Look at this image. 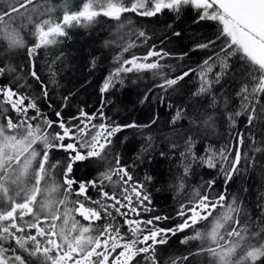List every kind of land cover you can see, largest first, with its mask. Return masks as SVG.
I'll use <instances>...</instances> for the list:
<instances>
[{
    "label": "snow or ice",
    "instance_id": "snow-or-ice-1",
    "mask_svg": "<svg viewBox=\"0 0 264 264\" xmlns=\"http://www.w3.org/2000/svg\"><path fill=\"white\" fill-rule=\"evenodd\" d=\"M63 7L58 15L50 0H0V45L5 53L26 52L25 63L0 66V80L11 76L0 83V264H31L32 257L40 264H194L196 257L204 256L210 264H264V192L257 197L260 215L252 221L239 196L228 190L238 175L258 166L257 155L264 153V141L256 139L264 134L253 131L257 108H264V0H82L76 10H70L65 0ZM186 9L195 13L193 25L215 24L211 36L192 33L188 51L171 47L183 38L176 23ZM166 12L173 22L159 29V36L136 27L132 19L133 15L155 19ZM100 17L117 22L118 39L106 40L103 47L115 44L118 51L100 84L99 107L92 112L80 107L65 117L64 109L75 93L55 97L51 89L60 88L57 66L66 69L68 54L61 50L45 61L47 80L37 69L38 54L41 49L62 47L71 39L70 29H87ZM26 36L30 42L26 43ZM138 48L144 49L142 54L132 51ZM196 52L205 53V58L185 69L184 61ZM98 60L90 61V71ZM148 72L154 82L139 100L141 105L150 100L158 106L166 103L169 112L175 110L169 121L172 126L187 119L189 130L199 125L215 132L219 120L228 129V142L219 148L205 145L203 155L197 153L193 136L184 141L178 165L183 174L169 188L184 189L185 179L196 167L217 174L203 180L174 216L156 214L147 187L154 177L134 175L145 159L152 162L151 156L146 157L149 148L141 147L131 164L115 150L118 134L150 130L159 115L146 124L125 123L105 111L115 103L108 95L128 87L129 74L136 75L131 81L136 84ZM190 77L199 84L191 98L210 97L211 115L205 110L201 119L189 117L186 106L171 102L168 93L176 92ZM225 81L236 86L234 96L225 95ZM57 99L60 104L54 103ZM235 100L238 107L229 111ZM238 121L245 123L246 131L239 129ZM141 138L151 146V132ZM128 139L125 136L120 144ZM57 152L63 153L60 159L55 158ZM160 156L171 158L164 152ZM80 164L103 166V171L91 179H78ZM260 167L264 175V165ZM218 183L222 190H216ZM93 190L95 196L90 194ZM201 224L205 229H200ZM186 230L192 234L183 235ZM178 234L183 236L180 245L200 241L201 247L162 260L161 250Z\"/></svg>",
    "mask_w": 264,
    "mask_h": 264
},
{
    "label": "trees",
    "instance_id": "trees-1",
    "mask_svg": "<svg viewBox=\"0 0 264 264\" xmlns=\"http://www.w3.org/2000/svg\"><path fill=\"white\" fill-rule=\"evenodd\" d=\"M82 0H69L70 10H76L81 4ZM50 3L57 6V14L62 15L64 10L65 0H50ZM132 19L135 22L136 27H145L149 35L153 32L156 36L160 35L159 29H161L166 23L173 22L171 14L165 13L163 16L158 18H136L134 15ZM195 19V13L189 9H186L182 19L176 23V29L184 33L182 40L179 44L173 41L171 47L174 49L183 47L184 51H188L192 47L189 42L192 40V33L197 35H203L204 37L211 36L215 31V24L208 22L201 25H193L192 21ZM116 21L110 18L100 17L98 23L85 29V28H74L69 30L70 40L64 42L60 48L41 49L36 60L37 69L41 71L42 77L47 80V73L43 71V65L46 60L54 58L62 50L68 54L65 64L67 65L64 69L63 65H58L57 70L59 71L58 82L60 85L59 89L52 88V95L55 97L61 95H67L69 91L75 93L74 97L70 101L69 106L64 109L65 117L68 115H74L77 108L83 107L87 111H95L100 104V93L99 87L113 66V56L118 51L115 44L109 47H103L106 40L118 39L115 34ZM26 43L31 41L30 36H26ZM123 40H127V36L122 37ZM134 39V38H133ZM154 42L158 43V40L154 37ZM136 54H142L144 49L138 48L133 49ZM205 53H192L190 57L184 61L185 69L187 66L195 67L197 63L205 58ZM26 52L19 50L12 53H5L4 46L0 45V66L11 62L13 66L23 64L25 60ZM94 57H99L97 66L94 70L90 71V61ZM168 63L176 64V61H169ZM63 69V70H61ZM168 71H171L170 69ZM179 71V69H177ZM11 79V76H6L0 80V83H7ZM137 79L136 75L129 74L127 81L128 87L122 92L116 91L110 93L107 97L109 101L115 100L114 104H110L105 111L113 119L121 122H131L135 120L139 124H146L151 121L157 114L159 120L150 130L143 133L137 130H128L121 134H118L116 143V151L123 154V159L126 163L131 164L133 157L140 152L141 147L149 148L147 156L152 157V162L148 163L145 159V163L134 169V175L137 178L143 179L145 173H148L154 177V180L150 182L147 187L152 195L153 207L157 210L156 214L161 212L172 213L175 215V209L180 203L187 202L195 189H197L203 180L210 179L215 176L216 170L207 169L204 167H196L192 176L185 179V188L177 191L175 187L169 188V184L176 185L179 183L177 180L178 176L183 174L182 167H178L180 163V152L184 151V141L189 135L197 141L196 151L198 154L203 155L204 147L207 144H211L216 148H219L222 144L228 142V129L226 125L217 121V128L215 132L212 129L202 128L199 125L194 126L189 130V121L187 119L179 122L177 125L172 126L169 121L171 115L174 113L169 112L167 105L158 106L151 100L144 105L139 103L143 93L148 88L153 86V77L150 72L143 74L142 78L138 80L136 84H132L131 81ZM156 83L159 82L157 79ZM32 83V81H29ZM199 87L198 82L195 78H186L179 89L176 92H169V98L172 103L178 106L187 107V115L189 117H195L201 119L200 113L207 111L209 115L212 114V109L208 108L210 97L203 98H191V93L196 91ZM223 87L226 89L225 95L234 96V88L236 86H229L228 82L225 81ZM33 91L38 92V86H33ZM219 93V88L215 89ZM155 95V93H153ZM54 103L60 104L59 99L55 100ZM222 103V99H221ZM264 104V101H261ZM239 105V100H235L229 111H235ZM47 111V109H45ZM219 113V109L216 110ZM54 118V117H53ZM246 121V117L244 118ZM239 129L246 131L245 123L238 121ZM254 132L264 134V108L258 107L256 113L255 125L253 128ZM151 132L152 142L149 147V143L142 139L141 136H147ZM127 136L129 139L126 144L121 145L120 141ZM258 141H264V135H257ZM177 145L176 149L171 146ZM167 153L168 157L164 158L160 156V153ZM63 153L57 152L55 154L56 159H60ZM258 166L249 170L247 173H241L229 186V192L239 196L238 202H243L246 212L251 216L252 221H256V218L260 215L259 210L256 208L257 197L260 193L264 192V175L261 172V165H264V153L257 155ZM99 171H103V166H86L80 164L76 169V177L78 179H91ZM49 177V181H51ZM57 180L61 177L57 176ZM244 188L248 189V192L243 191ZM159 189V191H157ZM107 190L112 191V186H109ZM217 191L222 190L221 184H217ZM203 191V189H201ZM95 196V190L90 193ZM58 198H62V194H57ZM231 199V196L229 197ZM264 203V201H261ZM244 219H248V215H245ZM176 222H180L176 220ZM166 226H172L169 222ZM205 225L201 224L200 229H205ZM253 230L255 225H253ZM191 232H186L183 235H191ZM182 235H177L170 242V245L163 248L162 260L167 259L171 255H182L186 254L189 250L195 251L201 247L200 241H190L188 245H180L179 241L182 239ZM31 264H40V261L32 257L30 258ZM194 264H210V259L207 256L196 257Z\"/></svg>",
    "mask_w": 264,
    "mask_h": 264
}]
</instances>
